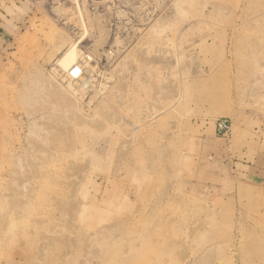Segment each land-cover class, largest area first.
<instances>
[{
    "label": "rangeland",
    "instance_id": "1",
    "mask_svg": "<svg viewBox=\"0 0 264 264\" xmlns=\"http://www.w3.org/2000/svg\"><path fill=\"white\" fill-rule=\"evenodd\" d=\"M0 264H264V0H0Z\"/></svg>",
    "mask_w": 264,
    "mask_h": 264
},
{
    "label": "bare ground",
    "instance_id": "2",
    "mask_svg": "<svg viewBox=\"0 0 264 264\" xmlns=\"http://www.w3.org/2000/svg\"><path fill=\"white\" fill-rule=\"evenodd\" d=\"M76 1V0H75ZM81 10V9H80ZM83 24V23H82ZM83 27V26H82ZM83 31V30H82ZM80 37V36H79ZM83 37V36H82ZM61 40V39H60ZM63 41V40H62ZM59 42V41H58ZM79 42H80V39L78 38L77 40H72V41H69L63 48L64 49H62V52H61V54H60V56L59 57H57L56 58V61H55V63H56V65L58 66V67H60L63 71H65L66 72V74H68V72L73 68V67H75V66H77V67H79V66H81V67H83V63L82 62H80V60H78V58L80 57V49H79V46H78V44H79ZM62 43L63 42H61L59 45H58V47L59 46H62ZM59 48H61V47H59ZM85 56V55H84ZM85 58H87V59H89V60H91V57L90 56H88V55H86L85 56ZM80 59V58H79ZM86 62V61H85ZM66 77V76H65ZM82 78V76L80 77V80H82L81 79ZM68 79V80H67ZM66 80L67 81H73V80H70L69 78H67ZM87 81V80H86ZM86 84H87V82H86ZM86 84H85V82H83L81 85H80V87L83 89V88H87L86 87Z\"/></svg>",
    "mask_w": 264,
    "mask_h": 264
},
{
    "label": "built area",
    "instance_id": "3",
    "mask_svg": "<svg viewBox=\"0 0 264 264\" xmlns=\"http://www.w3.org/2000/svg\"><path fill=\"white\" fill-rule=\"evenodd\" d=\"M83 74V68L81 66L73 67L68 74H66V78H69L70 80H77L79 79ZM215 131L216 133L224 136L227 135L230 131V123L227 119H217L215 122Z\"/></svg>",
    "mask_w": 264,
    "mask_h": 264
}]
</instances>
